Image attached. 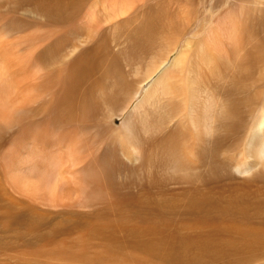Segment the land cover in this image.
<instances>
[{
	"label": "bare ground",
	"instance_id": "obj_1",
	"mask_svg": "<svg viewBox=\"0 0 264 264\" xmlns=\"http://www.w3.org/2000/svg\"><path fill=\"white\" fill-rule=\"evenodd\" d=\"M261 2L0 0V264H264Z\"/></svg>",
	"mask_w": 264,
	"mask_h": 264
},
{
	"label": "rangeland",
	"instance_id": "obj_2",
	"mask_svg": "<svg viewBox=\"0 0 264 264\" xmlns=\"http://www.w3.org/2000/svg\"><path fill=\"white\" fill-rule=\"evenodd\" d=\"M262 2L264 3V1L262 0ZM261 2V3H262ZM210 14H212V12L211 11H209V10H206L205 11V13H204V16H203V19L206 17H210V21H212V20H214V18H212V16L213 15H211L210 16ZM216 16V15H215ZM214 17V16H213ZM201 19H202V17H201ZM198 28H199V24H198V22H196L195 24H193L192 26H191V29L189 30V28L187 29V31H186V33H184V35H182L181 37H180V41H179V43L177 44V46H176V51L173 53V54H178V53H180L184 48H185V46H186V43L187 42H193V43H196L197 41H199L200 39H202L205 35H206V33H207V30L205 29H201V31H199L198 30ZM198 30V31H197ZM195 41V42H194ZM169 62H170V64H171V59L169 60ZM149 83H151V82H149ZM118 123V122H117ZM223 137V136H222ZM232 139H234V137L233 136H231V137H229V136H225L224 135V137H223V142H222V144L221 143H219L218 145H217V149H214L213 151H215V150H217V151H215V152H213V159L216 161V162H218V163H221V162H224V161H232V159L231 158H228V157H225V156H222L221 155V152H222V149H223V147H224V144H225V142H228V141H230V140H232ZM219 147V148H218ZM222 147V148H221ZM219 158V159H218ZM224 184V185H223ZM206 185V186H205ZM200 186V187H199ZM198 187V190L200 191V190H202L201 192L203 193L206 189H213L216 193H217V195L214 197V200H213V204H215V207H216V209H219V210H221V208H224V206H223V201H224V203H225V199L224 198H227V197H229V196H231L232 195V187H230L227 183H224V182H222V183H216V182H213L212 181V179H207L206 181H202V183H201V185H199ZM184 187V186H183ZM186 187V186H185ZM201 188V189H200ZM201 192H200V194H201ZM232 192V193H231ZM222 193V195L221 196H219L220 194ZM219 202V203H218ZM222 202V203H221ZM218 204V205H217ZM221 204V205H220ZM226 204V203H225ZM233 211L235 210V209H232ZM211 214H215V215H217V216H219V214L216 212V210L215 211H211L210 212ZM196 217V218H195ZM198 218H199V215H190V213L189 214H186V215H184L183 214V216H180V217H175V218H173V220L175 219H177V221H179V222H184V224H186V225H192V223L193 222H197L196 220H198ZM179 219V220H178ZM181 220V221H180ZM220 220H221V218H220ZM185 221L187 222V223H185ZM193 221V222H192ZM191 222V223H190ZM194 224V223H193ZM199 231H203V230H197V231H195V232H191V231H187L189 234H195V233H197V232H199ZM252 264H260L259 262H253ZM262 264V263H261Z\"/></svg>",
	"mask_w": 264,
	"mask_h": 264
}]
</instances>
